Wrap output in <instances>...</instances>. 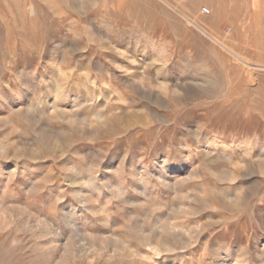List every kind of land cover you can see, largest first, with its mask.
Masks as SVG:
<instances>
[{
	"label": "rangeland",
	"instance_id": "1",
	"mask_svg": "<svg viewBox=\"0 0 264 264\" xmlns=\"http://www.w3.org/2000/svg\"><path fill=\"white\" fill-rule=\"evenodd\" d=\"M190 1L0 0V264H264V57Z\"/></svg>",
	"mask_w": 264,
	"mask_h": 264
},
{
	"label": "crops",
	"instance_id": "2",
	"mask_svg": "<svg viewBox=\"0 0 264 264\" xmlns=\"http://www.w3.org/2000/svg\"><path fill=\"white\" fill-rule=\"evenodd\" d=\"M210 4L217 15L218 28L229 27V31L237 33L238 27H249V47L264 57V0H213Z\"/></svg>",
	"mask_w": 264,
	"mask_h": 264
},
{
	"label": "bare ground",
	"instance_id": "3",
	"mask_svg": "<svg viewBox=\"0 0 264 264\" xmlns=\"http://www.w3.org/2000/svg\"><path fill=\"white\" fill-rule=\"evenodd\" d=\"M191 3H194L195 1L194 0H192V1H190ZM210 10V9H209ZM201 13V12H200ZM202 14V13H201ZM183 15V14H182ZM186 18V17H185ZM188 21L187 22H189L190 23V25H193L194 27H196L197 29H199L200 31H202V32H204V33H206V31L196 22V21H194V20H192V18L190 19L189 17L188 18H186ZM208 34V33H207ZM217 41V43L221 46V47H223V48H225L227 51H229V52H231L232 53V55H234V56H236V58L238 59V60H240L243 64H248L247 62H245L243 59H241L236 53H234V52H232L228 47H226L223 43H221L220 41H218V40H216ZM134 62V61H133ZM261 66V65H260ZM10 70V69H9ZM136 73V72H135ZM252 78H253V74H250V79L252 80ZM253 81V80H252ZM123 82V81H122ZM133 83V82H132ZM142 85V84H141ZM1 86V85H0ZM84 88V87H83ZM86 89H88V88H85V90ZM89 90V89H88ZM88 90L86 91V92H88ZM86 92H85V94H86ZM89 93V92H88ZM90 94V93H89ZM87 96V95H86ZM56 101V100H55ZM73 102H75V101H73ZM55 103V102H54ZM53 105V104H52ZM27 108H29V107H27ZM30 110V109H29ZM24 112V111H23ZM25 112H26V110H25ZM206 153V152H205ZM188 158V157H187ZM165 159V158H164ZM183 160H185V159H183ZM183 163V162H182ZM162 166H163V164H164V161H162ZM183 164H179V166L178 167H176V172L177 171H179L180 169H182V166ZM15 167V166H14ZM13 167V169L15 170V168ZM12 169V170H13ZM142 169V168H141ZM158 169V168H157ZM162 169V168H161ZM13 170V171H14ZM169 173V172H168ZM13 174H14V172H13ZM137 174V173H136ZM159 174L160 175H162L161 177H164V176H166V178H167V183L165 184V182H166V179L164 180L165 182H163L162 184L163 185H165L166 187H169L171 190L173 189H176V188H174V186L176 185V176L178 175H176V174H167V173H163L162 172V170H160L159 171ZM12 175V171H5V168H0V183L1 182H4V179H6V178H9L10 176ZM143 176V175H142ZM145 177V176H144ZM11 178V177H10ZM9 180V179H8ZM143 180V179H142ZM7 182V181H6ZM160 182V181H159ZM5 183V182H4ZM3 183V184H4ZM161 184V185H162ZM141 185V184H140ZM145 186V185H144ZM4 187H6V186H3L2 184H0V196L3 194V195H5L4 193L6 192L5 191V189H4ZM166 189V188H165ZM169 189V190H170ZM168 190V191H169ZM141 191V190H140ZM177 191H178V189H177ZM144 193V192H143ZM179 193V191L177 192V194ZM81 194H83V193H81ZM84 195V194H83ZM82 195V196H83ZM182 195V194H181ZM180 195V196H181ZM173 197H174V195H172ZM81 199H83V198H81ZM151 200V199H150ZM178 200V199H177ZM141 202L143 201V200H140ZM151 203H152V201H151ZM2 204V203H1ZM151 205V204H150ZM161 206V205H160ZM159 206V207H160ZM164 206V205H163ZM150 207V206H149ZM181 207V206H180ZM106 208V207H105ZM104 208V209H105ZM75 211V210H74ZM66 212V211H65ZM166 212V211H165ZM68 214V213H67ZM73 214V213H72ZM70 216H71V214H70ZM67 217V216H66ZM106 221V220H105ZM102 223V222H101ZM107 224V223H106ZM93 236V235H92ZM91 236V238H93ZM66 239V238H65ZM69 240V239H68ZM103 242V241H102ZM66 244H68V243H66ZM62 245V244H61ZM99 245V244H98ZM118 245V244H117ZM186 246V245H185ZM170 247V246H169ZM101 248V247H100ZM257 248V247H256ZM258 249V248H257ZM223 253V252H222ZM139 254V253H138ZM239 255V254H238ZM126 256V255H125ZM129 256V255H128ZM135 256V255H134ZM220 256V255H219ZM240 256V255H239ZM37 257V256H36ZM224 257L225 256H220L219 257V259H220V263L221 264H225L226 262H225V260H224ZM261 257V256H260ZM216 258V257H215ZM210 259V258H209ZM262 261V260H261ZM203 262V261H202ZM205 262V261H204ZM207 262V261H206ZM236 262V261H235ZM219 262H218V260L216 261V264H218ZM228 263V262H227ZM233 263V262H232ZM46 264V263H45ZM230 264V263H229ZM242 264H243V262H242Z\"/></svg>",
	"mask_w": 264,
	"mask_h": 264
},
{
	"label": "built area",
	"instance_id": "4",
	"mask_svg": "<svg viewBox=\"0 0 264 264\" xmlns=\"http://www.w3.org/2000/svg\"><path fill=\"white\" fill-rule=\"evenodd\" d=\"M200 12H201L202 14H204V15H209V14H210V10H209V8L206 7V6H202V7L200 8Z\"/></svg>",
	"mask_w": 264,
	"mask_h": 264
}]
</instances>
